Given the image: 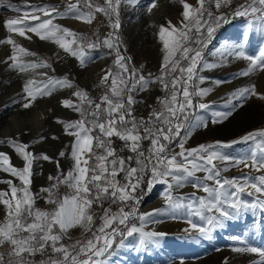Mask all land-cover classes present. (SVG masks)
<instances>
[{"label": "snow or ice", "instance_id": "snow-or-ice-1", "mask_svg": "<svg viewBox=\"0 0 264 264\" xmlns=\"http://www.w3.org/2000/svg\"><path fill=\"white\" fill-rule=\"evenodd\" d=\"M197 2L199 7H193L181 0L184 9L182 27L177 29L173 26L171 31L160 28L159 39L164 53L160 75L153 77L149 73L145 77L135 68H129V58L121 54L118 37L114 35L120 27L122 0H104L103 4L96 0H75V3L66 0L63 10L57 5L33 4L27 0L23 6L11 0H0V8L23 12L22 16L5 21L9 34L16 33L31 39L27 33H33L40 40L50 41L64 53L77 58L81 65L92 59L88 50L97 49L102 43L115 53L116 68L114 72L109 69L103 77L101 83L107 85V90L99 102L78 88L71 94L75 100L68 98L61 102L64 108L79 113L81 118L57 120L63 126L64 134L74 138L69 153L74 163L66 174L50 175L48 180L53 183L40 190L46 194L41 198L52 205L50 210L35 206L38 194H33L30 186L34 161L52 158L47 154L33 155L28 151V145L18 139L0 140V144H8L25 162L24 167L17 168L10 163V157L0 151V170L20 181L19 186L12 180L0 181L10 190L0 191V204L6 212L5 219L0 222V246H10L7 257L0 254V264H35L30 258L37 253L43 255L48 248L55 258L49 256L47 262L41 260L39 264H113L112 258L120 249L131 247L139 252L158 247L160 238L166 234L146 231L144 226L160 222V217L186 220L191 229L197 230L199 237L211 239L213 231L223 228L228 221L237 220L249 212L253 216L257 211L264 212V129L232 141L185 147L193 129L208 127V119L199 113H209L211 123L218 124L226 120L236 107L242 106L231 103L233 99L246 101L255 96L264 101V93H258L252 85L239 89L225 100L227 111H214L210 103L193 102L195 97L203 98L212 91L211 88L199 87L207 78L198 75V69L215 68L228 63L231 58L249 62L248 69L241 73L243 76L257 70L264 71V0H237L235 5L232 0ZM212 4L217 13L210 9ZM154 6V2L151 3L149 11ZM97 13L106 16L113 29L102 41L99 37L95 41L90 40L53 22L57 18H71L91 24ZM235 18L245 19L246 31L237 41H226L212 53L218 56V63L204 61L203 52L213 41L217 30ZM252 33L262 41L255 55L246 51ZM0 43L11 46L12 54L8 56L10 69L31 73V78L23 84L22 98L16 101L23 109L32 107L38 96H50L57 88L75 87L66 76L50 75L49 72L54 73L55 69L45 60H21L20 56L31 57L36 53L23 48L12 35ZM37 69L48 71L37 72ZM225 82L214 81L216 85ZM156 83L163 87L166 95L157 98L159 107H153L146 119L137 118L133 115V106L138 101L133 93L146 91L149 85ZM94 131L96 135H93ZM113 137L123 141L124 147L134 155L127 158L119 155L112 146ZM144 141L150 142L146 150ZM174 143L179 152L172 147ZM237 144L248 145V150L235 155L227 151ZM100 149L102 151H96ZM59 155L63 157L66 153L61 151ZM217 161L223 166H219ZM56 163L59 170V162ZM241 166L248 171L242 170L241 175L231 178L223 175L229 167ZM121 173L123 182L118 179ZM198 173H203V176ZM146 177L147 189L143 190L141 185ZM61 184L70 189L62 198L58 197ZM156 184L165 186V206L137 215L142 195L150 192ZM186 185H190L193 191L180 193L179 190ZM138 190L141 195H137ZM201 192L204 195H198ZM105 201L110 202L107 208H103ZM94 204L103 208V214L93 229ZM111 205L120 207L113 212ZM193 217L198 218L197 222H193ZM131 220H139V226L130 223ZM77 226L90 232L91 236L75 244L61 243L68 230ZM261 227L264 228V224ZM258 230L254 227L252 234ZM184 231L190 232V229ZM232 239L241 245L234 251L258 254L261 259L256 264H264V249L252 246L245 238Z\"/></svg>", "mask_w": 264, "mask_h": 264}, {"label": "rangeland", "instance_id": "rangeland-1", "mask_svg": "<svg viewBox=\"0 0 264 264\" xmlns=\"http://www.w3.org/2000/svg\"><path fill=\"white\" fill-rule=\"evenodd\" d=\"M156 1L157 0H153L150 2L149 0H122V3L120 5V27L114 32V35L118 37L117 42L119 44L121 54L129 58L127 61L129 68H135L139 74H141L142 70H153L156 75H160V67L164 54L162 50V42L159 39L160 28L165 27L168 28L169 31H171L172 27L174 26L179 29L180 27H182V22L184 19L181 14L182 11L179 10V0H164V2L172 4V8L168 13L171 19L168 20L165 16V10L159 7H155V9H153L154 7H152L149 11V5L153 2L156 3ZM11 2L15 4L18 3L14 2L13 0H11ZM96 2L99 4H103L104 0H96ZM232 3L233 5H235L237 3V0H232ZM34 4L43 3L36 2ZM196 7H199V4H197ZM209 7L214 13H217L214 4L210 5ZM152 9L153 11L155 10V12H153ZM22 15L23 12L15 13L11 10L0 8V41L5 40L8 35H12L13 38L16 39L17 42L23 48L27 49L30 52H36L38 54L37 59L45 60L48 63L52 64L53 68L55 69V72H49V74L52 73L53 75L59 78H63L66 76L70 81H72L73 85L75 86V90L76 88H78L86 91L90 98H92V93L95 88H101L103 90V95L106 93L107 85L102 84L101 81L103 77L108 73L109 69H111L113 72L116 70L114 65L115 53L112 50L108 49L101 43L99 48L94 50H88V53L92 57V59L86 62L84 65H81L77 58L66 54L68 57L66 64L63 66H58L57 60L53 56L57 54V52H54L55 54L53 53L52 55L48 52L47 49L50 44L54 43L50 41H42L33 33H27V36L31 37V39H28L27 37H21L18 34L16 35V33L9 34L6 31L5 21L8 18H14ZM94 21V28L80 35H83L93 41H95L97 37H99L102 41L103 38L108 35V33L113 32V29L109 25L108 18L102 13H97ZM245 31L246 21L244 18H235L232 19L230 23L222 25L215 33L213 41L208 45L207 49L204 50V61H207L209 63H218V56H214L212 54V51L214 52L217 48H219L222 42L237 41L238 39H240V37ZM261 46L262 41L260 40V38L255 33L250 34L249 45L246 48L248 54H258V51ZM62 51L61 49H59L58 52ZM11 54V46L4 43H0V140L5 141L8 139H15L9 136L4 138L1 135L2 129L6 126H9L10 108H15L18 106L19 108H21V115H27L28 109H23L22 107H20L19 104L16 103V101L20 100L23 96V84L25 80L31 78V73H19L8 67V63H10V61H8V56H10ZM20 59L25 62L31 61V57L29 56H20ZM181 63L183 64L185 62L182 61ZM201 64H203V61L201 62ZM248 64L249 62L247 60L230 58L228 63L224 65H220L211 69H204L203 71H200L198 69V75L207 78L204 82V87L211 88L212 91L203 98L195 97L193 102L210 103L212 104L214 111H227L228 108L225 107V100L231 97L232 94L236 93L239 89L255 85L256 91L258 93H264V71L257 70L251 72L248 76L241 75V73L248 69ZM102 67L104 68L103 72L95 78V81L89 87H85L81 84V80L83 81L91 79L93 76L98 74V71ZM36 71L40 72V70L38 69ZM216 80L226 82L220 85H216L214 83V81ZM110 81L111 76H109L108 78L109 84ZM165 95V90L158 83L149 85L146 91H137L133 93L134 99L136 101H147L150 104L151 109L153 107H159V102L157 98L164 97ZM260 101L261 100L255 96L249 97L246 101L233 99L231 103L242 106L236 107L232 111V114L226 120L218 124L211 123V116L209 113H199L200 115H203L206 119H208V128L200 127L193 129L191 136L185 144V147L192 148L197 147L201 144H210L214 143V141H218L219 139H221L219 141H228L225 140L227 138L226 135H228L226 127H233V129L237 130V132H239L238 129L242 127H245L246 130H251L254 127L255 122H258V119L262 118V111H257L258 109L254 107L255 105L252 102ZM80 118V114L78 113L74 120H78ZM216 129L218 131L217 134L220 135L223 139H218V135L212 138L211 136L207 137V135H205V132L207 130L216 131ZM55 135L57 136L58 133H55ZM93 135H96V131L93 132ZM181 135H184L183 131L181 132ZM236 136L233 138V140L240 138L239 134H237ZM17 137L21 138L20 140L18 139L20 143L28 145L29 152H31L30 150L33 149V155L40 156L43 154H47L52 158L51 160H49V162L42 159L35 160L32 167V175L36 176L39 171L45 167L52 169L55 168L56 171L55 175L53 176L58 175L59 172H63L66 174L67 171L72 168L74 162L71 159L69 153L74 138L68 142H65L64 139H61L62 144L60 146L55 142L53 145H50L48 141H50L49 138L51 137V134L46 128L43 130H39L35 133H33V130H23V132H21ZM42 137L43 139H41ZM147 142L149 141L143 142V148L145 150L149 146L145 145ZM45 143L48 144L46 145ZM112 146L116 148L117 153L119 155L125 153L127 154V156L134 155L130 153L127 148L124 147L123 141H120L116 137H113ZM172 147L175 148L176 152L180 151L178 147H175V143L172 145ZM122 148L124 150L120 151ZM63 150L65 151L66 155L61 157L59 153ZM247 150L248 145L237 144L234 149H229L227 151L235 155L241 152H246ZM0 151L6 153L10 157V163L13 166L17 168L24 167L19 165L18 154H16L15 150L13 151L9 149L8 144H0ZM96 151L99 152L102 151V149ZM57 161L60 162L59 170L57 169ZM92 162L93 161H89V163ZM216 163L218 164V161ZM133 166H135L134 163ZM240 168L234 167L233 171H238L240 169L239 175H241L242 170L248 171L246 169H243V166H241ZM227 173L228 172H225L223 173V175L227 176ZM10 175V173H4L2 170H0V181L6 180L7 178H9ZM198 175L203 176V173H198ZM122 178L123 173L118 176V179H121V182H123ZM51 183H53V181H49L47 187H49ZM1 185L3 187L4 183H0V187ZM2 187L0 188V191L9 190L4 189ZM164 187V185L156 184L150 192L142 195V198L138 205L137 215L147 213L146 211L148 209L146 208H149L148 212H151L153 209L165 206V204H159L160 198L163 196ZM30 189L33 194H36V192L32 189V186H30ZM141 189H147V177L145 178V182L141 185ZM69 192L70 189L66 185L61 184L58 188V197L62 198ZM137 195H141V192L139 190L137 192ZM246 199L251 198L246 197ZM43 201L42 199H39L37 197L35 206L42 210H50L52 208V205L47 204L44 199ZM109 205L110 202L105 201L103 208H107L109 207ZM119 207L120 205H111V210L113 212L118 211ZM3 208L4 206L0 204V222L5 219L2 213ZM103 208L98 207L95 204L93 205V210L96 214L94 217L95 224L93 225V229L96 227V225L99 224L98 217L103 214ZM159 219L160 222L162 221L161 224L160 222H158V224L148 223L149 225L146 224L144 226L145 230L151 231L152 227H154L155 225L158 226L159 224L163 225V222H165V224H169L171 222L173 223L174 221L175 223H178L180 221L169 219L167 217H160ZM192 219L193 222H197L198 220V218L196 217H193ZM183 221L186 223L185 226L182 227L183 230H175L170 233H165L166 235L160 238V243L158 247H149L147 250H141L138 255L140 264H154L161 262V260L170 257H175L177 255L182 256L183 259H187L188 256L193 255L194 258L192 260L195 259V261L197 260V258L201 261H206L208 259L209 261L207 260L208 262L206 261V264H225V261H227V264H256V262L261 259L258 254L238 253L234 251L233 249L235 247L241 245H239L237 241L232 239V237H241L248 239V242L252 246L264 249V228L261 227V224H264V212L257 211L256 216H253L249 212L240 216V218L237 220L228 221L223 228H218L213 231L211 239L199 237L198 234L192 235L189 234V232H185V229H191V225L186 220H181L180 222L184 223ZM130 223H135L137 224V226H139L140 224L139 220H131ZM254 227L259 230L256 231L255 234H252ZM90 236V232H86L83 228L77 226L68 230L67 236L62 239L61 243L75 244L76 241H83L89 238ZM185 237L197 238L193 239ZM118 239L119 237L117 238V240ZM128 240H133V238H128ZM207 249H209L212 253H205ZM9 250L10 246L8 245L0 246V254H4L5 257H7V253ZM222 250L223 252H221ZM49 256H53V258H55V255L51 253L50 248L46 249L43 255L37 253L35 257H32L30 259H32L35 264H39V261L41 260L47 262Z\"/></svg>", "mask_w": 264, "mask_h": 264}, {"label": "bare ground", "instance_id": "bare-ground-1", "mask_svg": "<svg viewBox=\"0 0 264 264\" xmlns=\"http://www.w3.org/2000/svg\"><path fill=\"white\" fill-rule=\"evenodd\" d=\"M13 1L18 2L17 4L21 5V6H23L25 4V0H13ZM150 1H153V0H149V2ZM27 2L33 3V4L36 2L37 3L42 2L43 4L57 5L61 8V10H63L64 4L66 3V0H27ZM72 2L75 3L74 0H72ZM184 2L191 4L193 7H196L198 4L197 0H184ZM178 3H179V10H181L183 12L184 9H183V4L181 3V0H179ZM154 4H155V6L153 9H155V7H157V8L159 7L161 9L165 10L166 19L167 20L171 19L168 13L170 12V10L172 8V4L166 3V2H164V0H157L156 3H154ZM153 9H152V11H153ZM129 10H130V7H129ZM153 12H155V10ZM137 15H138V13H137ZM177 15H179V14H177ZM153 17H154V15H153ZM53 22L58 23L64 27H68L72 31H74L78 34H82L88 30H91L95 26L94 20L92 21L91 24H88V23H85L82 21H78V20H74L71 18H57ZM160 25H162V24H160ZM223 44H224V42H222V44L219 48H221ZM47 49H48V52L51 53L52 55L54 52H57V54L54 53L55 55H53V56L57 60L58 66H63L66 64L68 57H67L66 53H64L62 50H61L62 52H58L59 48L57 47V45L50 44ZM34 53H36V52H34ZM212 53H213V51H212ZM37 57H38L37 53H36V56H31V61L37 60ZM38 70L48 71L47 69H38ZM103 70H104V68L102 67L98 71V74L93 76L91 79H87V80H83V81L81 80L80 81L81 84L85 87H89L95 81V78L103 72ZM50 74L53 75L52 73H50ZM200 87L204 88V83L200 84ZM74 90H75L74 88H71V89L70 88H58L50 96H44V97L38 96L36 101L33 102L32 107H30L27 110V115H25V116L21 115V108H19L18 106L15 108L11 107L10 111H9V126H6L2 129V131H1L2 137L5 138V137L9 136V137L20 140L21 138L17 137V136L21 132H23V130H33V133H35L39 130H43L46 128V129H48L49 133L51 134V137L49 138L50 141H48V143L50 145H53L55 142L60 146L62 144L61 139H64L65 142L71 141L73 139V137H70V136H67L64 134L63 126L61 124L57 123V120L58 119L74 120V118L78 115V113L72 112L70 109L64 108L62 106V103H61L62 100L68 99V98H72L73 100H75L76 98L71 95ZM252 103L255 105L254 107H256L258 109L257 111H259V112L262 111V114H261L262 118L261 119L259 118L258 122L257 121L255 122V125L251 130H249V129L246 130L245 127H242V128H239L238 129L239 132H237V130H234L233 127H226L228 135H226L227 138L225 140L232 141L233 138L237 134H239V136L242 137L245 134L252 132L253 130L257 131V130L264 129V101L261 100L260 102H252ZM217 132H218L217 129H216V131H208L207 130L205 132V135H207V137L211 136V138H212V137H216V135H218ZM55 133H58L59 136L58 135L56 136ZM53 137H56V139H53ZM217 138L219 139L222 137L220 135H218ZM236 138H237V136H236ZM219 140H221V139H219ZM9 149L14 151V149L11 148L10 146H9ZM30 151L32 153L33 149H31ZM18 156H19V154H18ZM18 162H19V165L24 166V161H23L22 157H20V156L18 157ZM218 165L223 166V165H220L219 161H218ZM233 169H234V167H229V170L227 171L228 172L227 177L231 178L234 176H239V174H240L239 170L241 168L238 171H233ZM246 170H248V169H246ZM55 171H56L55 168L52 169V168L45 167L42 170H40L36 176H34V175L31 176L32 189L36 192V194H38L37 197L39 199H42V201H43V198H41V197L45 196L46 194L41 193L40 190L42 188L47 187L48 182H49L48 177L50 175L51 176L55 175ZM7 179L12 180V182L14 184H16L17 186L20 185V181L18 178L12 177L10 175L9 178H7ZM1 187H2V185H1ZM2 188L9 189L7 184H4ZM8 191H10V190H8ZM192 191H193V188L190 185H186L184 188L179 190L180 193H185V194L190 193ZM198 195H204V194L201 192V193H198ZM43 203H44V201H43ZM159 204L160 205L165 204V200H164L163 196L160 198ZM146 209L149 210V208H146ZM148 210L147 211L145 210V211L148 212ZM2 213H3V216L5 218L6 212H5L4 208H3ZM180 221L178 223H175V221L172 223L170 220L171 223L165 224V222H163V225H160L162 223V221H161L158 226H156L155 225L156 223H155L154 224L155 226L152 227L151 231L163 232V233H170V232L175 231V230L181 231V230H183L182 227L185 226L186 223L184 221H183L184 223H182ZM149 227H147V228H149ZM189 234H192V235L196 234L197 235L198 232H197V230L190 229ZM221 252H223V250ZM139 253H140V251L137 252V251L133 250L131 247L121 249L119 251L118 255H116L112 258L113 264H140V260H139V256H138ZM205 253L211 254L212 252L209 249H207V251ZM193 258H194L193 255L188 256L187 259H183L182 256L177 255L175 257H170V258L161 260V262L154 263V264H206V261L208 260L207 259L206 261H201V260H198V258H197V260L195 261V259L192 260Z\"/></svg>", "mask_w": 264, "mask_h": 264}, {"label": "built area", "instance_id": "built-area-1", "mask_svg": "<svg viewBox=\"0 0 264 264\" xmlns=\"http://www.w3.org/2000/svg\"><path fill=\"white\" fill-rule=\"evenodd\" d=\"M151 73L153 77L158 76L156 75L153 70H142L141 74L145 77L148 76V74ZM103 96V90L101 88H95L92 93V99L96 102H99L100 98ZM133 114H135L138 118L143 117L147 118L151 111V106L147 101H138L134 106ZM145 145H149V142H147ZM121 156H124L127 158V154H122Z\"/></svg>", "mask_w": 264, "mask_h": 264}]
</instances>
